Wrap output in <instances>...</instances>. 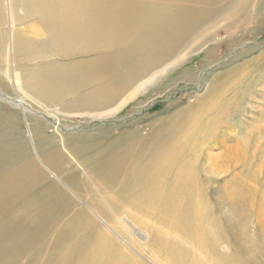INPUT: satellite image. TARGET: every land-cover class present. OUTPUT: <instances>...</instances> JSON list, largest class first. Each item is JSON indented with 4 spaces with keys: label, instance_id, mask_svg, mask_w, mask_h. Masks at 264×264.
Listing matches in <instances>:
<instances>
[{
    "label": "rangeland",
    "instance_id": "374dc122",
    "mask_svg": "<svg viewBox=\"0 0 264 264\" xmlns=\"http://www.w3.org/2000/svg\"><path fill=\"white\" fill-rule=\"evenodd\" d=\"M88 4L80 15L81 39L58 49L50 34H69L70 28L53 27L47 21L53 15L46 13L28 19L18 12L13 23L8 0H0V89L16 96L12 84L18 81L17 94L43 113L0 99V264H64L92 246L107 253L97 264H264L258 244L264 242V232L258 239L264 227V0ZM186 28L185 39L175 36ZM187 50V62L116 114L89 119ZM212 102L231 108L216 130L201 137L206 156L198 183L206 193L192 203L221 215L218 251L187 218L175 222L157 209L136 216L127 211L135 188L120 193L121 187L126 172H138L142 164L114 179L105 166L135 140H141L138 155L148 157L170 137L187 136L189 127L175 134L177 127L198 122L205 114L199 107ZM49 113L56 117L44 115ZM189 139L188 145L198 143L196 136ZM245 141L246 155L235 167L223 155ZM220 156L223 172L214 168ZM153 197L150 202L158 203ZM227 222L251 235L252 254L231 246Z\"/></svg>",
    "mask_w": 264,
    "mask_h": 264
},
{
    "label": "bare ground",
    "instance_id": "6f19581e",
    "mask_svg": "<svg viewBox=\"0 0 264 264\" xmlns=\"http://www.w3.org/2000/svg\"><path fill=\"white\" fill-rule=\"evenodd\" d=\"M91 2L92 0H85L83 2H80V0H8V7L6 6V8L10 11V15L12 17L10 20H13L12 21L13 23H17L19 21L15 18L18 12L25 13L27 15L26 18L28 19L33 16L44 15L46 13L49 15H53V18L50 17V20H48L47 18V21H49L50 25H52L53 27L58 26V27L70 28L69 34L63 33V31L62 34L57 31L55 33L52 32L53 34L52 33L50 34L51 35V38H49L50 41L53 43V45L56 48L59 49L61 46L73 45L75 42H77L78 39H81L80 37H81L82 22L80 23V15L90 9L88 3ZM83 3L86 5H84ZM213 9H211L210 11L212 12ZM210 27H212V25ZM203 29L201 31H204ZM187 31H190V29L187 28L183 29L179 35H175V36L179 37V39L180 38L185 39L187 35ZM10 39H11L10 46L13 47L14 45L13 43L16 42L15 38L14 36H11ZM199 39L197 40V43ZM191 51L192 50L189 51L187 50L185 53L177 57L175 60L166 62L160 67L154 68L149 75H145L140 80H138L130 88L131 91L121 100H119L118 103L113 108L101 112H96L94 114H90L89 119L91 120L100 119V118L103 119L108 116L110 117L116 114L122 108L127 106V104L130 103L135 97L145 93L153 84H155L161 78H163L164 76H168L171 72H173L182 64L187 62L188 61L187 59L190 56ZM55 55L57 54H51L47 57L50 58ZM17 82L12 84L13 87L15 88L14 91H16V96H9L0 89V99H3L4 101L15 105L17 108L22 109L26 113L43 114L40 111L32 108L23 99V97H20L17 94L18 92L17 90L19 89V87L17 86ZM193 105L195 104L192 103L191 106ZM210 105L211 106H207L205 104L199 107L200 112L203 111L205 112V114H203L202 117L200 116L199 118H197L198 122L191 124L184 120L177 127L175 134L182 132L183 128L189 127V129L186 132V134H188L187 135L188 137L186 135H184L183 138L180 139L179 138L176 139L175 137H170L166 143L160 145L148 157H141L140 155H138V152L141 151L138 149L141 148L139 145L141 140H135V142H133L132 144H126L122 150L112 154V156L105 161V166L109 169L111 168L113 169L111 179H114L119 174H124L123 171L125 169L126 170L130 169L129 167L135 165L136 162L137 165L142 164V168H140L139 170L137 169L138 172L136 171L134 172L133 170H129L126 172L127 175V176L125 175L126 181L123 183L124 187L123 186L121 187L120 193H122L123 188L125 190L126 188H128L129 185H133V187L135 188L131 190L133 192H131L127 196V202H129L128 209L126 207L127 211L129 210L128 212L132 216H136V215H146V214L149 215L157 209L158 212L160 211L164 215L171 217V219L173 218L175 222L182 218H187V220H189V223L192 224V226L196 227L198 231V237L201 240H203L204 238L208 239L209 237V239H211L210 243L212 249L218 251L220 249L221 242L224 240L223 231H222L224 223L221 219V215L220 214L214 215L210 211L209 206L205 208L206 213H203L198 205L194 207L192 203L193 199L196 196H200L206 193L205 186H200L198 183V174L199 172H201L200 169L202 168L200 166L202 164L201 163L202 159L205 155L203 154L205 144L204 141L201 140V137L203 138L204 135H208V133L210 134V131L216 130L219 127L220 123L224 120V116L227 113H229L231 108V106L229 108L228 106H226V108L224 107L218 108L215 102L210 103ZM212 110L213 112L216 111L212 114L214 116L210 115L211 117H207V113ZM44 115L53 116L54 114L52 115L51 113H49L47 115L46 114ZM53 117L56 116L54 115ZM201 118H204V120H201ZM189 136L190 137L196 136L198 143H191L190 145H188V142L189 143L191 142ZM247 143L248 142L246 141L245 143L238 142L234 147L227 150L226 154L223 155L225 157L224 159L228 160L227 162H230V164L236 162L235 167H238L237 166L238 163L241 160H243L246 155L245 152L247 151L248 148ZM220 157L221 158H217L215 160L214 168L217 169L218 172H223L226 169H223L222 165H220V162H222L221 159L223 158L222 156ZM130 179L138 181L137 184L136 183L132 184ZM156 195L158 198L157 200H159L158 203L157 201L151 203L150 201L152 200V197L154 196L153 198H155ZM89 201L91 200L89 199ZM95 209L98 211V208L96 206ZM194 209H198L196 213H194ZM261 214L263 215L262 218L264 219V213L261 212ZM226 229L229 230L228 231L230 234L229 238L232 247L239 249L242 252H248L252 254L251 250L253 251L254 246H253V241L251 239V235L249 233H246L244 230L243 232L239 233L237 229L235 230V227L229 222L226 223ZM261 232H264V227L261 228V231H258V239L261 238L260 235ZM258 242H259L258 244H259L260 253L264 257V242L263 240ZM102 258L105 260L107 258V253L99 246H94V247L92 246L84 251H80L77 254H75V257L73 259L74 261L73 260L68 261L64 264H97V262L99 260H102Z\"/></svg>",
    "mask_w": 264,
    "mask_h": 264
}]
</instances>
